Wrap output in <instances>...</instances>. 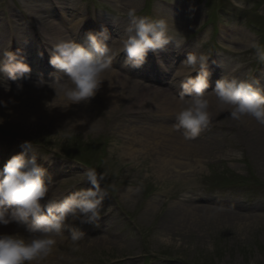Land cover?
<instances>
[{
	"label": "rangeland",
	"instance_id": "obj_1",
	"mask_svg": "<svg viewBox=\"0 0 264 264\" xmlns=\"http://www.w3.org/2000/svg\"><path fill=\"white\" fill-rule=\"evenodd\" d=\"M114 1L116 3L111 5L104 0H87L86 3L84 0H0V32L2 25V29L6 28V40L9 34L15 40V33L20 30V38L28 39L29 42L22 40L33 45L39 60L46 62L43 72L36 73V65L28 64L31 72L24 80L37 84L44 71L54 81L60 76L57 69L48 65V52L43 53L35 37L25 34L28 32L25 30L27 25L13 24L8 13H22L34 21H37L38 14L46 18L53 16L50 21L64 31L67 40L85 45L89 29L101 30L103 26L110 25L109 22L118 25L129 23L128 14H125L127 0ZM138 1L140 9L135 10L137 16L153 19L166 16L169 24L167 15L178 13L179 16L174 19L175 27L180 26L178 22H188L189 27L184 30L179 28V32L186 37V43L181 48L188 47L197 56L204 55L208 60H213L207 66L210 71L208 89H212L217 80L226 77L246 80L264 91V59L260 58L264 56V46L260 44L255 28L259 25L264 30V0H212L207 5L204 0H152L150 8L145 0ZM192 7L197 8L194 9L197 10V19L189 23L191 17L187 14L193 11L190 9ZM210 7L218 11L219 23L215 27L209 21ZM182 15L186 16V20L179 19ZM76 27L78 31H74ZM169 28L170 35H174L170 24ZM237 29L250 37L249 47L223 42L225 33H233ZM96 31L98 33L99 29ZM79 37L82 38L79 40ZM51 42L53 46L56 45ZM105 42L110 45L111 51L117 52L113 56L121 58L126 54L116 49L117 44L119 46L122 42L119 36L108 37ZM172 45L170 43L160 51ZM37 47L40 51L36 50ZM50 48L52 52L53 47ZM185 61L181 63L174 57L170 59L176 68L174 75L176 78L179 76L177 80L188 78L181 74ZM185 67L187 70L184 72H189L195 78L197 73H192V67L187 64ZM163 68L161 65L158 68L160 74L167 72ZM131 69L132 66L114 58L110 71L127 80L140 82L143 77L135 74L136 77H133ZM7 79L6 75L0 73V83L7 84ZM144 81L141 82L144 84ZM154 85L169 89L168 82L164 84L166 87L158 83ZM181 91V87L176 92L171 90L170 98L184 101L179 98ZM21 92H9L14 101L11 110L15 112V117L0 109V118L4 121L0 124L1 161L20 154L23 142L32 143L33 153H27L26 159L36 155L38 163L45 169V175L49 176L46 183L56 189L49 196L53 201L91 187L86 177L81 175L86 168H95L106 176L101 185L107 192L101 219L92 224L69 220L71 227L85 233V239L73 245L68 239V230H65L54 237L56 243L52 253L39 264H264V167L245 147L240 146V138L231 130L208 124L194 138H186L184 129L178 131L182 141L195 146L209 144L213 151L209 158L199 159L203 171L189 182L167 177L161 179L163 169H160L159 159H162L161 162L166 160L162 168L171 159H178L162 150V140L169 138L165 131L178 124L176 117L172 126L161 122V114L152 119L156 121L117 122L113 126L112 120L108 119L111 114L107 105L96 94L88 102L73 104L83 113L81 120L77 121L76 117L71 116L72 110L66 112L70 105L66 100L51 101V97L42 92L41 100L37 101L25 97ZM24 103L30 107H22ZM142 104L148 106L146 102ZM162 117L166 116L162 114ZM211 119L213 124L222 121L214 115ZM224 123L232 124L230 120ZM121 126L125 128L121 130ZM129 153L134 155V159L129 157ZM193 163L196 164L195 161ZM187 199L192 208L234 209L237 217L210 210L209 213L184 216L179 224L170 225L172 210L180 206L186 210L181 202ZM8 231L5 229L0 233ZM101 241L109 242L114 249L108 250Z\"/></svg>",
	"mask_w": 264,
	"mask_h": 264
},
{
	"label": "clouds",
	"instance_id": "obj_2",
	"mask_svg": "<svg viewBox=\"0 0 264 264\" xmlns=\"http://www.w3.org/2000/svg\"><path fill=\"white\" fill-rule=\"evenodd\" d=\"M129 24L122 40V52L127 54L126 65L140 68L149 51L163 50L170 43L177 49L186 43V37L179 32L173 19L174 35H170L168 21L137 16L129 11ZM107 29L100 33H88L86 44L81 45L70 39L57 43L50 53V65L62 71L66 79H55L65 98L72 104L88 102L95 97L104 80V73L112 68L114 56L105 41ZM103 37V39H102ZM178 37V39H177ZM264 59V56L260 57ZM208 57L190 52L184 64L192 67L197 75L181 82L180 99L185 105L176 115L178 127L185 130L186 138L196 137L207 127L211 113L206 90L209 88L210 72L207 70ZM197 68L199 70H197ZM31 68L19 52L10 50L0 55V73L15 81L27 77ZM70 82V83H69ZM40 84L45 83L43 80ZM9 91L8 85H0ZM22 90V85H17ZM220 105L230 110V117L238 122L252 118L264 125V91L243 79L217 80L212 90ZM9 101L0 100V107H8ZM0 118V124H3ZM22 152L14 155L0 169V226L15 225L12 233H0V264H39L48 257L56 243L55 236L68 230V239L73 245L85 239L84 232L70 226L69 220L80 224H92L101 219L103 201L107 196L102 183L104 172L86 168L81 174L91 187L72 192L59 201L49 198V184L45 183V169L33 153L32 143L23 142ZM22 230V231H20Z\"/></svg>",
	"mask_w": 264,
	"mask_h": 264
},
{
	"label": "bare ground",
	"instance_id": "obj_3",
	"mask_svg": "<svg viewBox=\"0 0 264 264\" xmlns=\"http://www.w3.org/2000/svg\"><path fill=\"white\" fill-rule=\"evenodd\" d=\"M104 1L108 2L111 5L116 3V1L114 0H104ZM125 5L127 8L125 14L126 13L128 14L129 11L136 12L135 10L140 9L138 0H127L125 2ZM190 9L193 11L187 14L191 17L189 23H194L197 19L196 17L197 10H194V9H197V8L192 7ZM184 15H182L179 19L186 20V16L183 17ZM9 16L11 18V21H14L13 23H15V25H18V22L23 23L25 21L22 16H19L18 13H9ZM167 16L170 20L169 24L172 28L173 19H175L179 15L178 13H176L175 15L171 14ZM52 18L54 17L51 16L50 18L49 17L46 18L38 14L37 21H34L33 19H31V17H29L27 19L28 20L27 25L29 26V29H25L28 31L25 34L33 38L35 37L36 41L38 42V46L40 47V49H42L41 51H43V53L44 51L48 52V53L46 52L45 53L49 56L52 50L50 47H53L51 41H53L55 44L63 42V41H67L66 39L67 36L64 33V31L59 26L53 24L50 21V19ZM63 18H61V20H63ZM165 18L167 17L166 16L162 17V19H165ZM84 24L90 26L89 23H84ZM109 24L110 25L103 26L102 28V30L107 29L106 35L108 37L119 36L123 40L125 29L129 23L122 22L121 24L118 25L116 24V22H109ZM178 24L180 25V26H176V29L178 31H179V28L181 29V27H182L181 30H184L185 28L189 27L187 26L188 22L187 24H182L178 22L177 25ZM78 27H76L77 29H75L74 31H78L79 29ZM92 29H89L88 33H93ZM5 31H6V28L2 29V25H1L0 55H2L4 51L10 50V49L14 53L19 52V55L23 58L25 63L32 64L34 66L36 65V70L34 73L39 72V71L43 72L42 69L46 67L45 65L46 62H44L43 59L41 61L39 60L35 52V47L33 45H31L30 43L24 42L22 40L26 38H20V36L22 35V34H19L21 33L20 30H18L19 32L15 33V40L13 43L11 42L10 34L8 35L7 40H6ZM38 35L42 37L39 39ZM81 38L82 37H79L78 39L80 40ZM26 40L28 41V39ZM222 40L223 42L227 44L230 43L232 45H240V47L242 48H247L251 44L250 37L245 36L244 32L240 29L234 30L233 33H225L222 37ZM258 40L260 42H264V37H261ZM121 45H122V42L119 46L117 44L116 49H118V51L122 50ZM39 47L36 48L37 51H40ZM190 51L191 50L188 47L177 49L174 45H172L170 48L164 51L158 50V53L157 51L155 52L149 51L146 57V61L143 64V66L137 69L132 67L133 69H131L132 70L131 75L133 77L140 75L139 77H143V79L146 80V81H144L143 79L141 80V81L146 82L144 84L141 81L139 82L137 80H133V81L127 80L111 72L110 70L106 71L103 76L104 82L100 90L97 92V95L98 97H100V100L107 105V109L109 110L108 112L111 114L110 118L108 119L112 120L113 126L117 122L118 123L120 122L134 123L132 121L142 120L144 123H146L148 121H156L152 119H156V117L159 114H161L159 115V117L162 118L161 122H163V124L172 126L171 124H173V121H175L176 115L184 107L185 100L181 102L173 101L170 98V92L171 90H173V92H176L177 89L179 90L180 84H181V83L179 84V82L181 80L184 81L185 79L180 78L177 80L179 76L176 78V76L174 75V71L176 68L170 62V59L171 57H174L175 60H179L182 63V61L187 59V55L190 53ZM227 51L231 53L234 52L232 49H229V50L227 49ZM112 53L113 55H115V53L117 52L112 51ZM158 58L160 59V62H159L160 64L157 62L159 60ZM180 62H177V63H180ZM48 65H50V63H48ZM160 65L164 67L163 68L164 70L165 68L167 69L166 73L165 72L164 74L159 73L158 68L160 67ZM184 66L185 64L182 66L183 67L182 69L187 70V68L186 67L184 68ZM184 70L181 72V74H185V76H189L190 75L189 72H184ZM57 72L61 80L66 79L64 78L65 74L62 71L57 70ZM46 74L47 73H45L44 71V73H42V75L40 76L41 80L45 82L43 84H40V83L32 84L33 83L32 81L26 82L25 81L26 79L24 80V78H20L19 80H15V81L7 79L6 85L9 86L10 90L5 91L4 87L0 86V100H4L6 102L9 101L10 99L12 100V96L10 93L12 91L18 90L17 85L19 84V85H22L23 92L21 93H23L25 97L39 101L41 100L42 92H43V94H48L49 98L51 97V101L61 102L63 100H66L67 103H70L68 107L69 109H66V112L68 111V113H70L71 111L69 110H72L71 116L76 117L77 121L81 120V114L83 113L82 112L80 113L79 107H76L73 104L71 105V102L65 98L64 93L59 88L58 84L55 83L54 80L49 75H46ZM167 82L169 83L170 90L166 86H164V84H166ZM157 83L160 85L163 84L162 87H166V88H156L154 84H157ZM3 84L5 83H0V85H3ZM214 87L215 86L213 85L212 89L210 88L206 91V99H208L209 101V111L211 113V116L214 115L215 117L221 119L222 121L220 123L215 122L213 124L212 119H210L209 124L213 125L216 128L222 129V130L229 129L233 133H235L240 138V140H238L240 146L242 145V147H245L247 151L251 154V156L258 161L260 166L264 167V125H260L258 122H256L252 118H246L243 122H238L236 120H233L230 117V110L227 109L225 106H222L219 104L214 92L212 91ZM24 89H27V90H24ZM59 89L60 91L56 93L55 91ZM52 95H54L55 97L53 96L54 98H52ZM145 102L148 103L147 105L149 107L148 106L146 107L142 104ZM23 106L30 107L26 103H24V105L22 104V107ZM11 107H12L11 103H9L7 108L0 107V109H2L3 111H6L7 114H10L11 117H15L16 116L15 112H12ZM162 114H164L166 117L163 118ZM84 120H86V117H84ZM228 120H230L232 124L228 123L230 124L228 125L224 123V121L227 122ZM177 125L178 124L173 125L172 128L170 127L171 129H168L165 131L169 138L166 137L164 140H162V145L164 146V149L162 150L167 151L168 154H173V156H175L174 158H178V159H174V160L171 159L170 163L168 162L164 163L165 168H162L161 165L166 160L163 159L164 161L161 162L162 159H159L158 163H159L160 169H163L162 170L163 177H161V179H164L167 177V178H174L177 181L189 182L190 179L196 176H199L203 171L202 165L199 163V159L205 158V157L209 158L213 149H211L210 147L211 145L209 144L208 146H202V145L195 146V145L188 144L182 141L180 139V136L177 133L181 132L183 128H180ZM124 128L125 126H121V130H123ZM129 130L133 131V129H128L127 131ZM4 153H8V151ZM129 155L128 156L132 158L134 156L132 155V153H129ZM194 161L197 165L193 163ZM1 162L2 161L0 159V163ZM44 180L46 183V181L49 180V176L45 175ZM55 190L56 189L49 187L48 196L54 194ZM181 203L187 209L184 210L183 207L180 206V208L176 210H172L171 217H170L171 218L170 225L172 226H174L175 223L179 224L182 221V218L184 216L196 214L199 212L209 213L210 210L218 214L219 213L226 214V216H230L232 218L237 217L236 216L237 213L236 211H234V209L223 210L218 207H214L210 209V208L201 207V206L200 207L195 206L192 208L193 205H191L189 199ZM5 229L9 230L8 233H12L18 230L14 224L8 225V226H0V232H2V230L5 231ZM103 242L101 241V243L105 245V247L108 250L114 249V247L109 242L107 241H103Z\"/></svg>",
	"mask_w": 264,
	"mask_h": 264
}]
</instances>
